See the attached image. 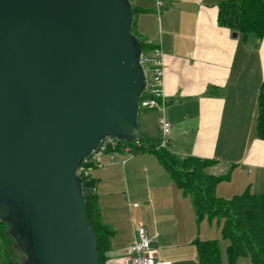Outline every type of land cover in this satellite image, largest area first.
<instances>
[{
    "label": "water",
    "instance_id": "1",
    "mask_svg": "<svg viewBox=\"0 0 264 264\" xmlns=\"http://www.w3.org/2000/svg\"><path fill=\"white\" fill-rule=\"evenodd\" d=\"M131 0H0V221L16 264H101L78 168L141 137Z\"/></svg>",
    "mask_w": 264,
    "mask_h": 264
},
{
    "label": "crops",
    "instance_id": "2",
    "mask_svg": "<svg viewBox=\"0 0 264 264\" xmlns=\"http://www.w3.org/2000/svg\"><path fill=\"white\" fill-rule=\"evenodd\" d=\"M221 1L133 0L143 10L136 18L138 33L163 48L166 101L164 112L142 110L139 123L147 142L159 143L165 116L172 125L166 148L213 161L206 172L230 175L217 194L231 198L247 189L264 193V139L257 135L264 36L244 38L221 26ZM134 152L109 151L92 171L102 218L114 229L108 264H127L128 247L141 227L156 257L172 264H200L198 241L214 239L221 264H254L247 256L231 263L230 240L216 219L198 221L190 195L156 154Z\"/></svg>",
    "mask_w": 264,
    "mask_h": 264
},
{
    "label": "trees",
    "instance_id": "3",
    "mask_svg": "<svg viewBox=\"0 0 264 264\" xmlns=\"http://www.w3.org/2000/svg\"><path fill=\"white\" fill-rule=\"evenodd\" d=\"M132 4H133V0ZM135 20L133 32L140 39L143 52L147 53L153 45L137 31L136 18L143 11L133 4ZM218 22L221 26L242 34L247 38L255 34L264 36V0H222L219 3ZM142 111V110H141ZM257 135L264 139V82L258 96ZM140 152H153L171 174L176 185L185 194L190 195L198 221L204 218L216 219L223 238L230 240L227 248L229 260L235 263L242 256L250 257L254 264H264V193H253L249 189L225 198L217 194V186L229 180L230 175H212L206 168L213 161L195 156L181 157L167 148L158 147L159 143H148L141 135ZM112 151V148L109 149ZM86 199L89 224L98 237V255L101 264H108V252L114 229L102 218V211L96 192L97 181L93 177L82 178ZM0 235L6 242V252L10 264H16L13 257L14 239L9 235L8 227L0 221ZM18 248V247H17ZM200 264H221V250L218 240L198 241Z\"/></svg>",
    "mask_w": 264,
    "mask_h": 264
},
{
    "label": "built area",
    "instance_id": "4",
    "mask_svg": "<svg viewBox=\"0 0 264 264\" xmlns=\"http://www.w3.org/2000/svg\"><path fill=\"white\" fill-rule=\"evenodd\" d=\"M160 4L159 2V5ZM149 42L153 45V48L147 53H142V64L147 75V86L140 100V109H158L164 112L166 101L163 88V48L160 43ZM159 123L162 138L158 147L166 148L168 146V137L172 132V125L165 116L160 118ZM141 144L140 140L127 142L114 137H108L101 142L96 151L83 159L78 168V174L82 178H92V171L95 167L101 165L102 156L108 153L110 148H112V151L122 149L129 154H133L135 150H139ZM135 206H137V204H135ZM127 264H172V262L163 261L156 257L152 246V240L146 230L141 227L136 230L134 240L128 247Z\"/></svg>",
    "mask_w": 264,
    "mask_h": 264
},
{
    "label": "rangeland",
    "instance_id": "5",
    "mask_svg": "<svg viewBox=\"0 0 264 264\" xmlns=\"http://www.w3.org/2000/svg\"><path fill=\"white\" fill-rule=\"evenodd\" d=\"M134 153L130 155H135ZM138 153H143V152H137V154ZM6 247H7L6 242L4 238L0 235V264H10L9 257L6 252ZM13 248H14L15 255L23 259V255L20 253L19 248L15 246Z\"/></svg>",
    "mask_w": 264,
    "mask_h": 264
}]
</instances>
